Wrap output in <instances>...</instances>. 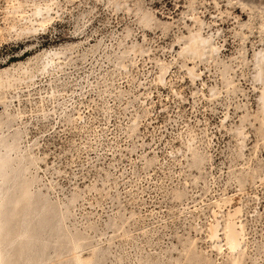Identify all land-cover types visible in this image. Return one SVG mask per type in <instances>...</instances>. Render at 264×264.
<instances>
[{"label": "rangeland", "instance_id": "obj_1", "mask_svg": "<svg viewBox=\"0 0 264 264\" xmlns=\"http://www.w3.org/2000/svg\"><path fill=\"white\" fill-rule=\"evenodd\" d=\"M0 264H264V0H0Z\"/></svg>", "mask_w": 264, "mask_h": 264}, {"label": "bare ground", "instance_id": "obj_2", "mask_svg": "<svg viewBox=\"0 0 264 264\" xmlns=\"http://www.w3.org/2000/svg\"><path fill=\"white\" fill-rule=\"evenodd\" d=\"M40 15V14H39ZM6 207H8V206H6ZM2 208V207H1ZM2 211V210H1ZM5 211H6V209H5ZM2 213V212H1ZM4 214V212L2 213V216H4L3 215ZM233 225H235V224H233ZM232 227H234V226H232ZM229 230V229H228ZM237 231V229L236 230H234V228H230V230L228 231V235H227V237H228V241H229V243H231L232 245H236V243L237 242H239L238 240L239 239H237V237L238 236H236L237 234L239 235L240 234V231L237 233L236 232ZM217 236V235H216ZM220 238V237H219ZM243 238V237H242ZM240 243V242H239ZM239 243H237V244H239ZM241 244V243H240ZM239 244V245H240ZM239 245H237V246H239Z\"/></svg>", "mask_w": 264, "mask_h": 264}]
</instances>
